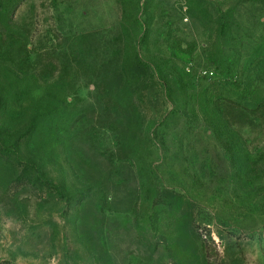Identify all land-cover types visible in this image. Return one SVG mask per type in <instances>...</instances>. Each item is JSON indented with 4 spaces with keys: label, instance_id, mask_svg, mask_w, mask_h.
<instances>
[{
    "label": "rangeland",
    "instance_id": "rangeland-1",
    "mask_svg": "<svg viewBox=\"0 0 264 264\" xmlns=\"http://www.w3.org/2000/svg\"><path fill=\"white\" fill-rule=\"evenodd\" d=\"M215 262L264 264V0H0V264Z\"/></svg>",
    "mask_w": 264,
    "mask_h": 264
},
{
    "label": "trees",
    "instance_id": "trees-1",
    "mask_svg": "<svg viewBox=\"0 0 264 264\" xmlns=\"http://www.w3.org/2000/svg\"><path fill=\"white\" fill-rule=\"evenodd\" d=\"M206 257H207V255H204V256H203V260H207L209 263H211V261L208 260ZM215 263H217V262H215ZM217 264H218V263H217Z\"/></svg>",
    "mask_w": 264,
    "mask_h": 264
}]
</instances>
